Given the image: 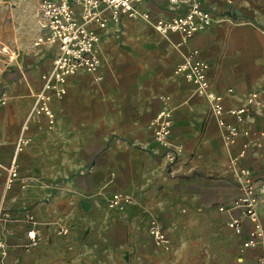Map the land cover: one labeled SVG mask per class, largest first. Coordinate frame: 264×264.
Instances as JSON below:
<instances>
[{"label":"crops","instance_id":"obj_1","mask_svg":"<svg viewBox=\"0 0 264 264\" xmlns=\"http://www.w3.org/2000/svg\"><path fill=\"white\" fill-rule=\"evenodd\" d=\"M39 2L0 0V28L4 12L15 13L16 37L8 41L37 37ZM138 5L136 16L108 20L97 45L98 70L69 78L65 95L50 102L52 119L35 112V94L58 46L20 45L14 64L0 61V94L7 96L0 107V207L12 218L3 264H261L260 247L242 246L250 221L243 233L234 231L227 221L239 209L219 207H229L242 181L252 178L264 224V0L209 2L214 23L186 41L154 23L183 10L167 0ZM195 49L209 65V90L222 95L227 110L245 106L251 90L263 91L262 104L243 119L227 117L238 126L232 142L208 94L174 73ZM164 96L173 115L171 147L182 144L171 167L153 127ZM13 159L18 174L8 184ZM114 191L135 201L110 207ZM28 213L41 221L40 242L25 248ZM152 220L167 231L170 247L155 242ZM60 224L69 228L66 235L56 232Z\"/></svg>","mask_w":264,"mask_h":264},{"label":"built area","instance_id":"obj_2","mask_svg":"<svg viewBox=\"0 0 264 264\" xmlns=\"http://www.w3.org/2000/svg\"><path fill=\"white\" fill-rule=\"evenodd\" d=\"M143 0H40L37 6V15L41 30L33 43L35 47L58 46V53L54 58L53 67L50 71L42 74L43 86L35 94L36 113H45L51 119L54 112L50 102L54 96H63L67 91V82L70 77L79 70L95 72L100 66V59L97 53V45L101 40V31L107 25L108 20L115 23L121 22L124 15L134 17L139 13L138 4ZM212 1L230 3L232 0H167L173 9H180L169 18H159L154 20L155 27L163 32H180L183 40L194 35L195 32L203 31L214 23L212 9L206 5ZM79 9H77L78 7ZM106 11H109L106 16ZM145 18H150L149 11H143ZM185 59L179 62L174 73L185 76L190 82L197 85L196 91L207 93L212 102L217 122L227 129L226 140L232 142L233 137L238 132L235 122L229 123L228 116H233L236 120H241L247 116L252 107L262 104L263 91L253 89L247 97V104L241 107L226 109L223 106L222 95L209 90L210 80L208 76L209 65L200 59L198 50H191ZM169 97L164 96V103L153 122L154 134L157 142L168 147L166 152L169 166H173L178 159L182 144L171 147L170 136L172 134L173 115L168 106ZM5 93L0 94V107L6 103ZM7 183L11 184L13 178L18 174V165L13 159L7 165ZM110 207H125L132 204L135 198L131 193L114 191L108 197ZM259 195L257 193L255 181L251 178L242 181V192L235 197L231 205H221L220 210H230L237 208L240 213L231 216L227 225L230 229L239 233L244 231V220L251 223L248 236L243 240L242 246L246 248L260 247L262 252L258 257V262L264 264V224L258 219ZM27 217L31 224L26 230L28 236L25 248L38 245L40 242L39 225L41 221L32 213ZM12 221L8 210L0 207V264H3L8 255V236L12 232L9 223ZM57 229L58 234L66 235L69 228L60 224ZM148 231L153 235L155 242L162 247H170V239L167 231L158 220H152L148 225Z\"/></svg>","mask_w":264,"mask_h":264},{"label":"rangeland","instance_id":"obj_3","mask_svg":"<svg viewBox=\"0 0 264 264\" xmlns=\"http://www.w3.org/2000/svg\"><path fill=\"white\" fill-rule=\"evenodd\" d=\"M4 14L6 15L7 19L4 22V24L2 25V27L0 28V36L1 37H5V41L0 43V50L2 51L3 47H8L9 48V52H3L0 53V61L3 64V67L6 65H10V64H14V62H16L17 59H19V55H18V51L20 50V45L23 48L29 47V45L34 46V44L32 43V40L34 39L31 38L27 44L18 41V44H14L13 41H8L7 37H9L11 35V37L15 36L14 32V26L12 24V18L14 16L15 13H13V11L10 9L8 11H5ZM27 12L26 10L24 11V15L26 16ZM11 31V32H10ZM11 33V34H10ZM16 37V36H15ZM18 38V36H17ZM24 45V47L22 46ZM40 49V48H39ZM16 53V54H15ZM9 54V55H7ZM12 56L14 59H11L9 56ZM0 68H2V66H0Z\"/></svg>","mask_w":264,"mask_h":264}]
</instances>
